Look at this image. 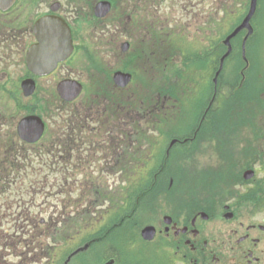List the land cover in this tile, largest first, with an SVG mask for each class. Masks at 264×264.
Here are the masks:
<instances>
[{
  "label": "flooded vegetation",
  "instance_id": "obj_1",
  "mask_svg": "<svg viewBox=\"0 0 264 264\" xmlns=\"http://www.w3.org/2000/svg\"><path fill=\"white\" fill-rule=\"evenodd\" d=\"M142 1L0 0V101L13 110L14 91L16 101L28 100L13 120L0 113V186H5L0 189V264H264V113L223 112L237 83L240 102H253V92L246 89L254 84L250 59L249 66L232 68L230 54L215 83L223 55L220 35L218 41L209 36L211 47L202 45L197 55L185 51L186 78L194 72L195 81L182 93L185 100L169 85L173 112L164 140L142 136L158 131L162 122L156 100L142 113L145 101L130 91L152 59V49L142 44ZM103 2L107 10V5L98 7ZM63 25L72 42L64 61ZM149 25V31L158 26L152 20ZM99 48L108 51L105 58ZM207 51L217 53L202 65ZM228 68L234 74L226 75ZM117 72L131 74L129 84L120 86ZM68 79L82 84V92L63 101L69 110L58 130L59 144L47 149L24 141L17 129L20 119L35 113L31 105L61 103L58 88ZM156 96L153 91L150 99ZM193 113L194 125L186 129ZM144 142L149 143L145 148ZM31 147L55 159L42 162L44 169L72 170L57 180L69 178L71 194L59 199L57 213L39 220L24 199L27 190L20 197L8 193L13 185L29 184ZM159 148H164L163 160L157 158ZM206 149L214 152L212 166L201 160ZM142 153L149 162L134 160ZM149 167L152 177L126 179L127 169ZM167 169L168 178L158 177ZM111 175L119 189L112 195L107 190ZM98 178L105 188L89 187ZM148 182L156 185L155 193L141 196L148 204L126 210L124 185Z\"/></svg>",
  "mask_w": 264,
  "mask_h": 264
},
{
  "label": "rangeland",
  "instance_id": "obj_2",
  "mask_svg": "<svg viewBox=\"0 0 264 264\" xmlns=\"http://www.w3.org/2000/svg\"><path fill=\"white\" fill-rule=\"evenodd\" d=\"M232 1L233 0H220V2L218 3L217 1L215 2V0L142 1L143 33L141 32V34L142 39H146L142 44L144 45L145 43H147V49H152V59H150V57L147 58L146 65H144V68L142 67V69L139 71L138 79L140 80V82H137L136 86L131 88L132 90L130 91H135L136 97H138V95L140 94L141 98H143V102L145 101L146 104L140 107L142 113L145 109L148 110L150 108V102L156 100V113L158 119L162 120L160 125L161 127L158 128V131L147 133V135L143 134L142 136H152V138H156L157 136H159L158 140H164V136L169 132V111L173 112L169 108L173 106L169 105V90L170 92L172 91V89H169V85H175V88L173 89L174 93L177 92L178 96L181 99H184L182 93L185 91V89H188V87L190 90L191 85L189 81L193 80V83L195 81L194 77H197L194 72L193 76L191 77L186 78V75H183V73H186L188 69V64L183 61V54L180 53V50H186L187 47L189 48L188 50H199L202 45L211 47L210 43L212 42V39L209 36L217 33L220 34V37H222L221 41H223L226 35H228L236 26L241 23L243 17L246 15L249 9L250 0H237L235 3H232ZM193 16H196V18L192 19ZM189 19L190 25L186 26V23ZM151 20L158 26L157 29H151V31H149V21ZM253 20L255 33L248 40L249 42L248 46L246 45L245 52L250 59L249 72L253 76L255 84L249 85L246 89L250 92H256V95L259 96V98L264 99L263 93L260 94L262 91L264 92V0H258V10ZM214 21H216L217 24L216 31H214L212 28L214 26ZM156 30L158 31V36L156 35ZM159 31L161 34H159ZM245 33L246 31H243L241 35L236 38L237 43H241L242 39L245 36ZM154 41H156V43ZM215 45H217V43ZM99 49H101L102 56L105 58L108 55V51H106L105 48ZM224 50L225 47L221 48L222 52ZM236 52L239 55L235 53L228 61L227 66L233 65L232 68L236 66L240 69L245 65L246 61H244L245 59L242 58L239 50H237ZM216 53H214L213 56L216 55ZM248 58L247 63H249ZM155 59L156 66L154 64ZM191 70L192 69H189V72ZM231 71L233 70H230V68H228V70L226 69V75L234 74V72ZM178 72H180V75H178ZM101 76L106 77V72L101 73ZM234 88L235 87L233 86L230 89V92L231 90L233 91ZM153 91H156L157 96L154 99H150V94ZM1 94L5 95V92H2ZM16 94H18V91H14V93H12V104L14 108L13 110L12 105L7 104L4 100L0 101V113L6 114V118L10 120H13L12 115L15 116L17 114L18 108L22 107V102H25V104L28 103V100H19V102L16 101L18 100L16 99ZM20 94H22L21 91ZM111 96L112 90L110 89L108 91L107 98H111ZM58 107L60 111H57ZM261 107L263 106L261 105ZM226 108H229V106H226ZM35 109L39 110V107L35 105ZM50 109L52 110L51 112L53 113V116L52 118H48L50 131L47 133L46 139L42 142V145L45 147L48 146L47 144L49 143L50 139L54 140V138L57 137V134H59L57 129L58 126L63 125V118L65 122L67 121V118H65L64 116H66V111L69 110V105L64 106V104L57 103L56 107L52 105ZM251 109L255 114H258L262 111L263 108L252 106ZM146 112L148 113V111ZM137 113L140 114L139 111H137ZM194 115L195 114L193 113L190 120L189 117H187L188 121L185 124V128L187 127L186 129H188V127H191V124L192 126L194 125ZM10 120L6 122H12ZM143 125L145 127V123H143ZM128 128L129 127L127 126L126 131H130L128 130ZM66 137L68 136H65L64 139H66ZM148 144V142H144V148L148 146ZM32 150L33 149H31L30 152ZM206 150L208 151L203 154V158L201 160L205 166H212V162L215 157L214 152L212 149ZM142 151L144 150L142 149ZM163 151L164 148L162 149V151H160L159 148L158 154L162 155ZM42 156H40L39 161L34 159V161L31 162L29 184L13 185L11 187V191H8L9 194L11 192V195L20 197L21 195H26L22 193L26 192L25 190H27L28 197L26 196L24 199H26L27 201L29 200L33 203V207H31V210L33 212H31V214L35 215V213H38L36 216L37 220L44 216H49L54 212L57 213V210H60L61 208L59 199L69 197V195L71 194V189L73 187L69 178L66 179L64 177L62 182L57 181L64 175H70V173H72V170L49 171L47 169H44L41 163L45 162L46 158ZM140 156L143 155H139V157ZM37 158H39V156ZM50 161H55V159L51 157L48 162ZM127 171L128 170H126L125 172ZM92 172L94 173V176L98 177L99 175H101L104 180H107L105 174H103L102 171L93 170ZM96 183L99 185L92 183L93 185L89 187H98L99 189L105 188L104 185L106 183L101 184L102 180L100 178L96 180ZM107 184H109L107 190L111 195L118 192V185H112V175L110 176V182ZM4 187L5 186H0V189H4ZM114 189L116 190L114 191Z\"/></svg>",
  "mask_w": 264,
  "mask_h": 264
},
{
  "label": "water",
  "instance_id": "obj_3",
  "mask_svg": "<svg viewBox=\"0 0 264 264\" xmlns=\"http://www.w3.org/2000/svg\"><path fill=\"white\" fill-rule=\"evenodd\" d=\"M257 2L258 0H251V4H250V9L248 11V14L245 16L244 20L241 22V24H239L225 39V44H227L229 46V49L227 51V53L225 54V56L223 57V59L231 52V46H230V41L233 37H235L239 32H241L243 29L247 28L248 29V34L247 36H249L250 34L253 33V26L251 24V19L253 18L255 12H256V8H257ZM43 25V22H42ZM64 25L62 27V31L63 33L62 38H61V42H62V57L61 59L63 60V58L66 57V55L68 54V52L71 50L70 49V39L69 36L67 35L66 30L64 29ZM66 43H69L68 45ZM67 45V48H64ZM116 80L118 82H120V84L125 85L129 82L130 80V75L128 74H123V73H117L116 75ZM62 97L64 99L67 100H71L73 97L76 96V92L79 93L80 92V87L79 86H66L65 83H62V86L59 89ZM28 123H31L33 125H35V127L32 129V132L35 133V137L36 139L41 135L43 129H41V127H43V124L41 123V121L38 118L35 117H28L26 119H24L20 126L19 129L21 132L23 131H27L26 128H28ZM149 228H147L146 230H148ZM145 230V231H146Z\"/></svg>",
  "mask_w": 264,
  "mask_h": 264
},
{
  "label": "trees",
  "instance_id": "obj_4",
  "mask_svg": "<svg viewBox=\"0 0 264 264\" xmlns=\"http://www.w3.org/2000/svg\"><path fill=\"white\" fill-rule=\"evenodd\" d=\"M237 0H233V3H235ZM159 34L160 31H159ZM223 48V47H222ZM206 54L201 57L202 65H207L208 62H212L214 59L213 53L210 54L209 51L205 52ZM237 53V52H236ZM157 158L160 160L162 158V155L157 153ZM140 178H150L153 176L154 170L150 167L146 169L145 171H138ZM158 177H169V169L167 170H160ZM156 191V185L151 183H142V184H136V185H126L125 193H126V210H135V209H141L142 207H138L137 204L140 203H146L148 199H145L141 197L142 195L155 193ZM148 204V203H146Z\"/></svg>",
  "mask_w": 264,
  "mask_h": 264
},
{
  "label": "bare ground",
  "instance_id": "obj_5",
  "mask_svg": "<svg viewBox=\"0 0 264 264\" xmlns=\"http://www.w3.org/2000/svg\"><path fill=\"white\" fill-rule=\"evenodd\" d=\"M248 42H249V41H245V44H246L247 46H248Z\"/></svg>",
  "mask_w": 264,
  "mask_h": 264
}]
</instances>
